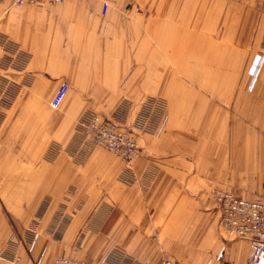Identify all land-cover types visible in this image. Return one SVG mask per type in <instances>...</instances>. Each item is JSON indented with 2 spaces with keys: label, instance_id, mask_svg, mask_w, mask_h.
<instances>
[{
  "label": "crops",
  "instance_id": "obj_1",
  "mask_svg": "<svg viewBox=\"0 0 264 264\" xmlns=\"http://www.w3.org/2000/svg\"><path fill=\"white\" fill-rule=\"evenodd\" d=\"M159 2L0 0V94L5 78L19 84L0 103V264H108L112 250L120 264H216L223 246L246 263L249 243L225 241L210 193L264 199V0ZM9 45L26 56L19 72L1 65ZM168 77L160 141L131 166L79 148L84 111L167 98Z\"/></svg>",
  "mask_w": 264,
  "mask_h": 264
},
{
  "label": "built area",
  "instance_id": "obj_2",
  "mask_svg": "<svg viewBox=\"0 0 264 264\" xmlns=\"http://www.w3.org/2000/svg\"><path fill=\"white\" fill-rule=\"evenodd\" d=\"M73 0H12L15 6L38 5L48 3L59 5ZM87 1V0H80ZM109 7L108 2L103 3V14ZM26 56L14 45L8 46V55L2 60L1 65L7 69L19 72L25 63ZM12 84L0 94L2 106L9 104L17 90L16 82L5 78ZM14 84V85H13ZM70 91L68 83L63 82L58 88L51 105L58 109L65 102ZM78 133L85 137L88 147H102L116 155L119 159L129 165L139 157L140 151L134 135L122 127L117 121L104 119L97 114L85 113L78 122ZM85 149L84 151H88ZM213 201L220 214V224L224 229L225 241H247L250 245V254L245 264H264V199H247L239 197L230 191L216 189L213 192ZM226 247L223 246L216 255V264H231L225 258ZM108 264H120V257L112 250L105 258ZM13 264H21L16 259ZM53 264H88L67 256H60L53 260ZM158 264H181L173 259H166ZM208 264H213L209 261Z\"/></svg>",
  "mask_w": 264,
  "mask_h": 264
},
{
  "label": "rangeland",
  "instance_id": "obj_3",
  "mask_svg": "<svg viewBox=\"0 0 264 264\" xmlns=\"http://www.w3.org/2000/svg\"><path fill=\"white\" fill-rule=\"evenodd\" d=\"M159 1H160L159 2L160 5L164 3V0H159ZM162 79L163 80L162 82H160L159 87L161 89L163 87H164L163 89H166L167 98L162 95H147L137 101L131 100V99H124L119 104V106L113 111V113L109 116L103 115L100 112L94 111V110L84 111V113L78 118L76 125L74 126L75 133L77 134L78 139L80 141L79 148L83 150L88 149V148L89 150L101 149L105 152L111 153L102 147H93V148L88 147L85 142V137L82 134L78 133L77 131L78 122L82 118V116L87 112L97 114L104 119L117 121L120 124H122V127H124V129L127 130L128 132L132 133L134 137L136 138L138 146H139V151H140L139 157L141 156V149H142L141 143L143 141L158 143L160 141L161 134L164 131L168 116L170 115V105H169L170 103L169 102L170 101L169 99L170 77L162 78ZM165 80H167L166 84L162 86V83ZM119 160L124 166H128V167L131 166L132 163L135 161L133 160L129 165H127V163L123 162L121 159ZM126 179L135 180L136 177H134V174L133 176L127 175ZM216 189H221V188H214L213 190H211L210 198L213 203H214L213 192ZM222 190H226V189H222ZM218 229L221 230L223 233H225L223 227L220 224V220H219Z\"/></svg>",
  "mask_w": 264,
  "mask_h": 264
}]
</instances>
